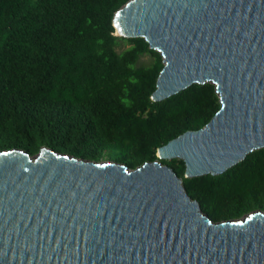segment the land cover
<instances>
[{
	"label": "water",
	"instance_id": "95a60500",
	"mask_svg": "<svg viewBox=\"0 0 264 264\" xmlns=\"http://www.w3.org/2000/svg\"><path fill=\"white\" fill-rule=\"evenodd\" d=\"M113 25L160 52L153 101L215 84L220 108L159 159L218 175L264 147V0H129ZM0 264H264V210L215 221L159 160L0 150Z\"/></svg>",
	"mask_w": 264,
	"mask_h": 264
},
{
	"label": "trees",
	"instance_id": "16d2710c",
	"mask_svg": "<svg viewBox=\"0 0 264 264\" xmlns=\"http://www.w3.org/2000/svg\"><path fill=\"white\" fill-rule=\"evenodd\" d=\"M129 0H0V150L45 146L134 169L159 160L215 221L264 210V147L221 174L185 177L157 149L202 128L221 103L211 82L153 101L163 67L144 37L115 34Z\"/></svg>",
	"mask_w": 264,
	"mask_h": 264
}]
</instances>
